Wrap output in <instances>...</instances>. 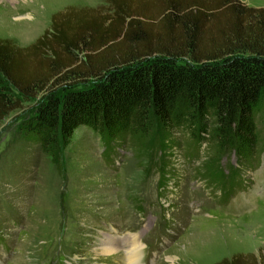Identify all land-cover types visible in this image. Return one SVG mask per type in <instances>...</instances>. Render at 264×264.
Segmentation results:
<instances>
[{
    "label": "trees",
    "instance_id": "16d2710c",
    "mask_svg": "<svg viewBox=\"0 0 264 264\" xmlns=\"http://www.w3.org/2000/svg\"><path fill=\"white\" fill-rule=\"evenodd\" d=\"M244 1L106 0V13H54L25 47L0 37V123L31 102L18 135L55 165L78 128L105 148L111 172L133 144L161 154L186 144L188 160L209 149L213 175L231 154L234 165L215 182L226 206L250 184L242 167L260 165L264 7ZM213 264H264V246Z\"/></svg>",
    "mask_w": 264,
    "mask_h": 264
},
{
    "label": "rangeland",
    "instance_id": "374dc122",
    "mask_svg": "<svg viewBox=\"0 0 264 264\" xmlns=\"http://www.w3.org/2000/svg\"><path fill=\"white\" fill-rule=\"evenodd\" d=\"M244 3L264 7L263 0ZM87 8L111 11L106 0H0V37L25 47L54 13ZM32 106L23 103L0 123V229L10 234L0 237L7 241L0 264H126L100 248H121L128 235L143 248L142 264H213L264 246V119L260 165L254 172L242 167L250 184L225 206L215 182L234 165L233 155L218 159L213 175L209 149L188 160L186 144L165 154L157 145L133 144L111 172L105 148L78 128L55 165L18 135Z\"/></svg>",
    "mask_w": 264,
    "mask_h": 264
},
{
    "label": "bare ground",
    "instance_id": "6f19581e",
    "mask_svg": "<svg viewBox=\"0 0 264 264\" xmlns=\"http://www.w3.org/2000/svg\"><path fill=\"white\" fill-rule=\"evenodd\" d=\"M136 239L137 237L128 235L126 240L121 242V248L112 247L111 243L109 242L106 244V246L100 248V252H103L104 256L107 257H118L119 254H121V260L126 264H142L143 248L136 241Z\"/></svg>",
    "mask_w": 264,
    "mask_h": 264
}]
</instances>
